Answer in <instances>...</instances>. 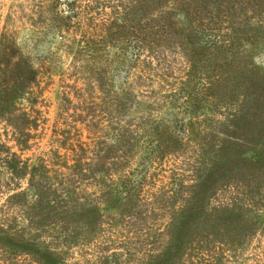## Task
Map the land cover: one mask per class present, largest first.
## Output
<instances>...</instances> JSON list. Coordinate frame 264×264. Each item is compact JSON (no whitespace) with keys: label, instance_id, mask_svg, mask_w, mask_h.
<instances>
[{"label":"rangeland","instance_id":"1","mask_svg":"<svg viewBox=\"0 0 264 264\" xmlns=\"http://www.w3.org/2000/svg\"><path fill=\"white\" fill-rule=\"evenodd\" d=\"M53 1L0 0V264H264V0H126L135 75Z\"/></svg>","mask_w":264,"mask_h":264},{"label":"trees","instance_id":"2","mask_svg":"<svg viewBox=\"0 0 264 264\" xmlns=\"http://www.w3.org/2000/svg\"><path fill=\"white\" fill-rule=\"evenodd\" d=\"M50 1L52 2V0H46L45 3ZM64 1L66 0H54L53 2L61 5ZM65 3L67 9L64 11L59 10L57 16L52 18L53 22L59 24V28L56 30L59 31L61 39L66 40L62 45L68 48L77 45L79 52H82L85 48H89V50L96 52L98 57L96 61L103 63L102 59L100 62V57L102 58L107 55V49L104 45L106 42L113 40V47L119 51L118 54L115 55V58L122 64L126 74L132 73L135 75L134 71L138 69L137 64L142 62L145 57L143 52L148 50L151 44L147 41L146 33L138 30L137 26L133 24V20L127 16L126 10L128 5L126 0H67ZM93 4L101 5V7L98 6L97 11H101L102 8H104L105 11L107 8H111L115 14L110 16V13H106L105 16L101 15L99 19L95 18L93 15H95L96 11L93 10ZM90 10H93V14L89 12ZM92 21L95 23L93 31L96 32H84L82 40L78 41L79 43L73 40L71 41V39H68L70 37L64 35L66 30H73L75 27L84 29V26H88ZM117 30L121 32L118 33ZM118 34L120 35L116 36ZM129 55L130 58H128ZM119 71L121 70H117V72ZM141 73H145L144 69ZM122 78L124 79L122 83L125 85V76ZM120 85L122 84L120 83ZM120 87L123 88L122 86Z\"/></svg>","mask_w":264,"mask_h":264}]
</instances>
